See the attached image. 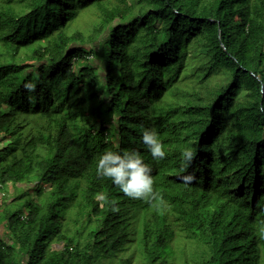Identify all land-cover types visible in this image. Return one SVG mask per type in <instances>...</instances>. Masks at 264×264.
<instances>
[{
    "label": "trees",
    "instance_id": "trees-1",
    "mask_svg": "<svg viewBox=\"0 0 264 264\" xmlns=\"http://www.w3.org/2000/svg\"><path fill=\"white\" fill-rule=\"evenodd\" d=\"M0 132V264H264V0H0ZM126 150L156 199L98 175Z\"/></svg>",
    "mask_w": 264,
    "mask_h": 264
},
{
    "label": "clouds",
    "instance_id": "clouds-1",
    "mask_svg": "<svg viewBox=\"0 0 264 264\" xmlns=\"http://www.w3.org/2000/svg\"><path fill=\"white\" fill-rule=\"evenodd\" d=\"M31 87V85H25ZM142 142L151 152L154 158H163L165 153L155 128H143ZM0 150L7 148L12 139L0 132ZM194 151L186 147L181 153L182 168L191 164L194 158ZM97 173L103 177L110 178L111 182L125 195L134 199L152 200L156 199L158 193L154 191V179L151 167L144 162L142 155L135 150L107 151L104 152L97 162ZM194 177L189 174L180 177L185 183H190Z\"/></svg>",
    "mask_w": 264,
    "mask_h": 264
},
{
    "label": "rangeland",
    "instance_id": "rangeland-1",
    "mask_svg": "<svg viewBox=\"0 0 264 264\" xmlns=\"http://www.w3.org/2000/svg\"><path fill=\"white\" fill-rule=\"evenodd\" d=\"M97 20V13L95 10H89L84 11L76 20L75 25L73 26L74 30L83 32L87 37L88 34H90V31L93 28V25L96 23ZM222 78L218 77L217 79L213 80V83L220 82ZM2 144V141L0 140V145ZM9 191H6L4 195V202L11 200L14 202V204L11 205L12 209H19L24 204V202L28 199V197H22V188H17L15 190H10L12 187H8ZM28 192L31 193V190L29 189ZM14 199V200H13ZM3 202V201H2ZM3 202V203H4ZM2 203H0L1 205ZM4 234V227L2 223L0 222V235ZM185 247L187 249V253L193 252L195 248H192V245L189 243L185 244Z\"/></svg>",
    "mask_w": 264,
    "mask_h": 264
},
{
    "label": "built area",
    "instance_id": "built-area-1",
    "mask_svg": "<svg viewBox=\"0 0 264 264\" xmlns=\"http://www.w3.org/2000/svg\"><path fill=\"white\" fill-rule=\"evenodd\" d=\"M1 187V186H0Z\"/></svg>",
    "mask_w": 264,
    "mask_h": 264
}]
</instances>
